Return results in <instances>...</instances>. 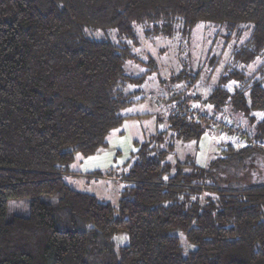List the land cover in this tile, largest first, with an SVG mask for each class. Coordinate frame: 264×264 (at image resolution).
<instances>
[{
	"label": "trees",
	"instance_id": "16d2710c",
	"mask_svg": "<svg viewBox=\"0 0 264 264\" xmlns=\"http://www.w3.org/2000/svg\"><path fill=\"white\" fill-rule=\"evenodd\" d=\"M203 21L227 40L250 33L217 85L171 97L169 126L138 141L117 205L72 187L76 154L107 148L136 101L130 83L158 68L124 72L142 61L137 26L190 38ZM263 110L264 0H0V264H264ZM218 114L248 143L221 141L207 166L179 157L176 142L197 149ZM9 198L30 200L29 214L8 218Z\"/></svg>",
	"mask_w": 264,
	"mask_h": 264
},
{
	"label": "rangeland",
	"instance_id": "374dc122",
	"mask_svg": "<svg viewBox=\"0 0 264 264\" xmlns=\"http://www.w3.org/2000/svg\"><path fill=\"white\" fill-rule=\"evenodd\" d=\"M137 27L139 43H141L134 50L142 61L126 62L124 72L133 76L146 73L150 65L145 62L150 58L156 60L158 68L141 81L130 83L129 89L138 91L134 96L136 101L123 108L122 114L127 116L122 124L111 130L107 148L97 151L95 155L84 156L82 153H77L72 169L82 172V174L75 173L76 178L80 179L74 181L69 177L71 172L65 175L72 187L93 193L113 205L119 203L122 190L128 186L124 176L131 166V157L140 143L156 131L168 128L169 114L178 107L177 100L171 97L182 90H184L183 97H191L197 93L205 96L230 67L231 53L235 44L250 35L246 31L238 40L235 35L231 40H227V30L218 24L206 21L200 22L193 29L190 38L182 35L151 37L145 34L144 27ZM260 62L261 59L258 58L256 65ZM183 68L187 70V75L176 79L175 76ZM199 68L201 69L199 76L193 79L191 74ZM191 104L193 106V103ZM200 108L204 110L203 106ZM210 114L212 115L211 112ZM263 115L264 110L260 112V116ZM213 121L212 119L208 121L211 126L201 136L197 149L195 141H186V143L177 141V155L184 159L188 154L195 153L197 162L207 166L218 153V145L221 141H233L236 145L247 142L243 129L241 130L236 123L237 120L218 114L214 123ZM246 121L243 119L244 128L247 127ZM259 162L258 166L264 168V157ZM97 171L101 174L94 175ZM8 201V218L13 215L29 214L30 200L9 198ZM116 241L127 242V234L122 231Z\"/></svg>",
	"mask_w": 264,
	"mask_h": 264
},
{
	"label": "crops",
	"instance_id": "0c3cea01",
	"mask_svg": "<svg viewBox=\"0 0 264 264\" xmlns=\"http://www.w3.org/2000/svg\"><path fill=\"white\" fill-rule=\"evenodd\" d=\"M75 158H76V156H75ZM75 158H74V160H75ZM82 162V161H81ZM73 163H74V161H73ZM72 163V164H73ZM71 164V165H72ZM73 167L71 166V173L69 174L70 176L69 177H71V178H73V180L75 181V179H80V178H76L77 176H75V173H80V174H82V172L81 171H78V169H75V170H73L72 169ZM76 188V187H75Z\"/></svg>",
	"mask_w": 264,
	"mask_h": 264
},
{
	"label": "built area",
	"instance_id": "2783aa9c",
	"mask_svg": "<svg viewBox=\"0 0 264 264\" xmlns=\"http://www.w3.org/2000/svg\"><path fill=\"white\" fill-rule=\"evenodd\" d=\"M230 127H232V126H230Z\"/></svg>",
	"mask_w": 264,
	"mask_h": 264
}]
</instances>
